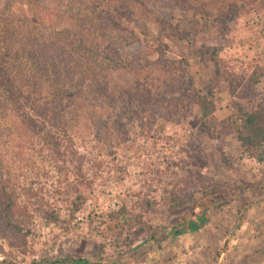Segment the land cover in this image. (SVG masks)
Returning <instances> with one entry per match:
<instances>
[{
  "label": "rangeland",
  "instance_id": "rangeland-1",
  "mask_svg": "<svg viewBox=\"0 0 264 264\" xmlns=\"http://www.w3.org/2000/svg\"><path fill=\"white\" fill-rule=\"evenodd\" d=\"M96 1L0 0L18 38L27 31L52 44L50 66L63 69L57 49L68 54L62 82L41 95L70 134L65 158L55 146L56 120L22 125L0 108L2 174L18 227L0 236V262L264 264V163L241 154L230 119L237 107H264V0H127L120 24L86 18ZM77 45L92 50L97 80L83 74L92 59ZM22 55L7 57L6 69L29 78V93L40 92ZM85 80L92 91L111 86L110 101L97 97L88 120L73 117L77 102L60 108L52 88L62 83V95L82 101ZM77 168L91 188L75 210ZM212 190L246 197L250 209L242 217L236 203L218 202L200 233L145 243L159 229L155 237L168 234Z\"/></svg>",
  "mask_w": 264,
  "mask_h": 264
},
{
  "label": "trees",
  "instance_id": "trees-1",
  "mask_svg": "<svg viewBox=\"0 0 264 264\" xmlns=\"http://www.w3.org/2000/svg\"><path fill=\"white\" fill-rule=\"evenodd\" d=\"M41 1V0H39ZM127 0H98L94 3H89L88 5L91 6V14H87L86 18H89L90 20H93L92 15L97 18H102L103 16H112L115 17L118 21L117 23L120 24V20L122 17H125V11L124 9L127 7V4L124 5V3ZM145 1L150 0H138L140 4H145ZM171 1V0H168ZM6 6V5H5ZM129 11V10H127ZM234 14V13H233ZM0 108H3V112L10 111L13 118L18 119V121L22 123H26L29 125H35L39 126L42 125L43 127L47 125L48 122L51 120H56V127L58 129L57 134V140L58 142L55 143V146L57 148H60L61 155L63 157H67V154H70L69 151V143H70V134L68 133L65 125L62 121L59 119H56L54 117L49 116V109L48 106L49 101L48 99H42L41 93L43 90L50 91L51 85L54 82H57L58 84L62 82V74L64 73V67L65 66V59H63L62 56H67V53H62L61 51L64 49L59 48L56 50V56L60 60L59 66L62 68L52 67L48 63V50H50V45H52L49 42H46V39L43 38L37 42L34 41L33 33H29L25 31V36L22 38L20 36L18 38V34H22V32L19 31L18 26L14 25L12 22L11 17L9 16V13H6V9L0 8ZM103 19V18H102ZM98 20V19H97ZM101 32V31H100ZM55 33V32H54ZM57 33V32H56ZM99 37L102 39H105L107 41H110L111 38H109L107 35H105L104 32L101 33ZM59 35V33H57ZM98 35V31H97ZM57 40V39H56ZM81 37H79V41L81 42ZM49 41V40H48ZM53 41V40H50ZM20 44V45H19ZM76 44V43H73ZM19 45V46H18ZM54 45V44H53ZM77 49H82L83 56H88L89 59H92L91 64L85 63L86 71H82L83 74H88L86 78L88 79L90 74L93 78H96L97 76L94 75V67L96 60L92 58L93 55H91L90 52L92 50L86 49L85 47L82 48V46L77 45L75 46ZM39 49L40 52V58L41 61L37 63V57L36 54H34L33 49ZM162 48H159L157 51L162 54L161 51ZM97 51V49H96ZM25 53L27 57L29 58L31 65L29 68H27V65H20L22 69L30 73V76L32 77L31 80L36 83V86L41 88L40 92L29 93L27 91V85L29 83V78H22V73L11 76L9 74L8 70L6 69L7 64V57L10 58H16L23 56L22 54ZM37 53V52H36ZM12 56V57H11ZM45 56V59H44ZM43 57V58H42ZM107 60V59H106ZM108 63L111 61L107 60ZM158 61V59H157ZM156 62V61H155ZM40 63H43L44 66L41 67ZM101 71L108 72V74L112 73L109 71H112V68L105 66V63L98 62ZM36 66L38 69L35 71ZM77 67V66H76ZM110 68V69H109ZM71 70L70 67L66 68V70ZM65 70V71H66ZM42 72V74H41ZM66 73V72H65ZM54 78H49L51 76ZM44 76V77H43ZM159 76L155 79H151L153 83L155 81H159ZM257 80L254 81L256 83ZM86 89L84 91L85 100H82L78 98L76 95H69L68 92L63 91L64 95L60 92L61 90H64L62 88V83L59 85V87H52L53 88V94L54 98L57 99L58 105L60 108L62 107L64 109V104H74V102L78 103V106L76 109L78 110V113L74 115L73 117L79 118L82 117L84 120H88L89 116L87 113H93L92 111L95 110V103H97V97L103 96L107 98L109 101L111 99V86H106L105 84H100L99 91H92V85L89 83V81H86ZM50 84V85H49ZM23 85V86H22ZM25 85V86H24ZM98 95L96 96L95 94ZM102 92V93H101ZM56 94V95H55ZM46 95V94H45ZM47 96V95H46ZM83 97V95H82ZM207 96H200L198 99L204 104V107H206L208 104L207 102ZM41 101H43L41 103ZM48 101V102H47ZM88 102V103H87ZM207 112H203V116L206 115ZM231 125L234 128V133L236 140L239 143V147L241 150V154L245 155L247 157H250L254 159L257 163H264V107L257 105L255 108H251L248 111L243 110L241 107H237L233 113L231 114ZM23 125V124H22ZM3 169V163L1 161V154H0V236H3L4 230L7 228L12 230L15 229L17 231L18 227L15 224L16 220H14V213H13V198L9 191L4 187L5 181L2 174ZM78 170V171H77ZM80 169L77 168L76 172L73 174L74 181L76 183V186L74 187V193L75 197L72 200L74 209L76 210L84 201L86 200V196L90 191V182L87 178H84V175L79 171ZM248 191H254L248 190ZM246 191V192H248ZM245 192V191H244ZM240 192V196L241 193ZM234 192H227L222 193L220 191H210L202 195L199 199H197L195 202H193L190 206L188 211L183 215V217L180 219L178 225H176L174 228L170 229L168 234L166 235H160L158 237H155L158 232H161V229L155 233L152 237L146 240V244L149 246L154 245H161L166 240H170L169 242H174L178 237H181V235L184 234H196L200 233L205 226L208 223V215L209 212L214 208L216 203L222 202L226 204L230 203H236L237 204V210L239 216H244L247 210L250 209L251 202H249L246 197H240L237 199ZM178 206V205H176ZM241 217V218H242ZM7 229V230H8ZM0 264H20V263H6V262H0ZM33 264H101V263H90L85 260L81 259H74L71 257H66L64 259L56 260L54 262H44L40 261L38 263Z\"/></svg>",
  "mask_w": 264,
  "mask_h": 264
}]
</instances>
